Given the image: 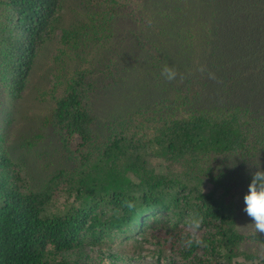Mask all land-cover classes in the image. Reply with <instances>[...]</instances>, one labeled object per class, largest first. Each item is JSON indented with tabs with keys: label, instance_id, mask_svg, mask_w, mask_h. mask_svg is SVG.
<instances>
[{
	"label": "trees",
	"instance_id": "trees-1",
	"mask_svg": "<svg viewBox=\"0 0 264 264\" xmlns=\"http://www.w3.org/2000/svg\"><path fill=\"white\" fill-rule=\"evenodd\" d=\"M83 1L95 13L58 26L67 0H0V77L13 100L0 115V264H119L104 256L115 245L150 253L154 264H264V234L242 225L253 166L264 167V0ZM120 18L130 41L149 48L141 72L164 92L150 83L111 114L101 99L120 86V72L105 83L79 51L122 42ZM58 27V51L79 60L63 75L54 68L40 93L44 115L13 134L31 71ZM199 46L204 71L188 52ZM173 49L186 70L163 82ZM45 139L51 170L35 180L24 156L41 159ZM190 212L203 216L206 246L181 245Z\"/></svg>",
	"mask_w": 264,
	"mask_h": 264
},
{
	"label": "rangeland",
	"instance_id": "rangeland-1",
	"mask_svg": "<svg viewBox=\"0 0 264 264\" xmlns=\"http://www.w3.org/2000/svg\"><path fill=\"white\" fill-rule=\"evenodd\" d=\"M84 6H85V3L83 0H67V5H66L67 8L65 11L63 10L64 12V13L62 12L63 18L60 19V23L58 24V26H63V25L68 26L67 24L71 21L72 16L76 15L78 18L81 19L83 17L86 18L88 15L92 13H95L96 8L91 7V6H87V7H84ZM0 12H1V7H0ZM3 17L4 16L0 13V23L1 22L5 23V20H3ZM125 22L126 21L120 18L118 20V23L115 24V26L117 25L119 26V28L121 29L120 30L121 32L123 30V32L121 33V36L123 37L125 36V39L122 40V42L121 41L117 42L118 44L116 45L109 43L111 45L107 46L105 50H103L104 48L94 47V48H88V49L86 48L85 50L79 51L80 58L85 59L84 61L85 66L89 64L88 66L92 67L91 70L94 69V70H97V72H101V74H106V75L107 74L109 75L117 74V72H120L121 78L120 77H118L119 79L117 78L119 80L120 86L118 85L119 86L118 88L114 90L112 89L109 92V101L106 96H103V98L101 99V104L104 106L103 108L106 107L104 111L107 110L111 114L116 111L121 112L124 108L126 109V107L123 108L124 103H126L127 100H129L131 97H134L135 94L139 93L143 89L144 90L150 89L151 87L150 83H153L152 91L157 90L156 94L164 92V89H160L159 86H156L157 84H155L154 82H150V80L152 79H148V76L146 75V70L144 68H143V71L141 72V59H144L143 57L147 59L150 58L149 53H148L149 48H146L147 45L143 41H141V44L139 45H136L137 43H132V41H130L131 36H128V33H126V30L129 29L131 25ZM1 25L2 24H0V27ZM118 26H117V33L119 32L120 34V31L118 30ZM0 31H1V28H0ZM60 35H61V29L60 27H58L55 30V32L52 33L51 38L47 39L42 46L40 55L38 56V59L36 60L34 64L33 70L31 71L32 72L31 74L32 79L30 81V83L32 82L31 87L30 89L26 91V93H23L21 101L20 103H18V106L20 109L18 110V112L16 111L15 113V119H17L18 124L16 125V120H14L12 125L8 127L10 132L14 131L13 134L15 132L20 134L23 130L27 133L29 131V128H26L25 124L28 122L29 123L32 122L30 121V117L33 114L38 115L39 118L44 115V112L47 110L46 106L49 104V101L47 100L45 96L42 99L43 95H41L40 93L42 92L44 88H47L51 84L52 81L50 80L54 78V75H53L55 71L54 68L58 67L60 69L59 72H61V74L63 75V72L67 70L68 65L72 66L73 64L74 66V64H76L79 60V58L69 60L67 57L63 56V54H61L58 51L57 46L59 48L61 46V44H59ZM191 47H194V45H192ZM199 47L200 48H188V52L192 53V58H191L192 62H196V60H198L196 64H200L199 67H204L207 64H205V60H203V58L207 57V53H206L205 48H202L201 46ZM175 49H173L174 50L173 52L168 51L169 55L167 57H164V60H166V62H169V63H166L167 65L177 70V73H178L177 77H178L180 74L185 72L186 68L183 67V65L179 63L180 61L178 62V60H181V58L175 53L178 51ZM162 50H164V48H162ZM176 64L179 66L177 67ZM0 75H1V72H0ZM109 75H107L108 79H105L104 81L105 83L109 82L110 78L112 77ZM252 76L254 77L255 75H252ZM149 78H151V76H149ZM2 79L3 78L0 77V115L1 113H3V110L7 111V109H9L10 106H12L13 104V100H11L10 95H8L7 89L3 85L4 83L2 82ZM163 82H168V80L164 79ZM131 83L134 86L130 88ZM165 89H167V87ZM256 89H259V84L255 86V92H256ZM32 90L33 91L37 90L36 97L34 96L35 93H33ZM37 92H39V95ZM40 96H41V100L43 101L40 100ZM124 98H126V100ZM132 104L133 103H130V105ZM114 106L115 108L113 109ZM99 113H100V115L98 116L99 120L103 121L101 117L102 112H99ZM105 115H106L105 113H102V116H105ZM21 121L23 122V125H24L23 128L21 126L18 127ZM0 122H1V119H0ZM2 124L4 125L3 122ZM42 132L47 133L48 130L45 128L43 129ZM47 140L45 139V140L39 141L37 143L38 145H36L38 150L41 153H43L40 155L42 156L41 159H39L38 157L35 158V151H31L25 156L23 155L25 159V164H27L30 168L33 167L32 171H36L34 173L35 180L38 179V176L44 175V173H47L51 170L50 168L47 167V165L43 161L45 157L44 152L48 144ZM41 145H45V147L41 148ZM16 150H17V154L19 151L24 153L23 149L19 150V148H16ZM17 154L14 153V155H16V159H17ZM154 163H155L154 167L156 168L157 171L163 170L162 169L163 166H161L158 160L156 161L154 160ZM53 167L54 166L52 165L51 168ZM251 223L252 221L249 217V219H246V221H243L242 225L245 227L244 229H248L251 227L250 225ZM123 248H124L123 245H115L113 248L107 250L104 253V256L107 259L113 260L119 264H151V263L154 264L155 263L154 262L155 257L151 256L150 253L148 254L144 252L143 254L139 253L138 255H130L129 253L124 252ZM168 263H169V260H165V262H163V260L160 261V264H168Z\"/></svg>",
	"mask_w": 264,
	"mask_h": 264
},
{
	"label": "clouds",
	"instance_id": "clouds-1",
	"mask_svg": "<svg viewBox=\"0 0 264 264\" xmlns=\"http://www.w3.org/2000/svg\"><path fill=\"white\" fill-rule=\"evenodd\" d=\"M200 71L205 69L201 67ZM168 81L177 77V70L169 65H165L161 73ZM213 76L214 74H209ZM251 172V181L248 185V191L244 195V211L251 218V234H264V167L253 166ZM124 206L129 210L135 208L133 201L125 200ZM203 224V216L198 212H190L186 220L187 231L182 235L181 245L186 249L193 246H206L205 241L200 235V229Z\"/></svg>",
	"mask_w": 264,
	"mask_h": 264
}]
</instances>
